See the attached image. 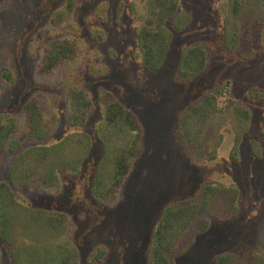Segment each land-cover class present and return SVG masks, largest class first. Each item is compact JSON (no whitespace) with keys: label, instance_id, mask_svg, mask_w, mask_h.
<instances>
[{"label":"rangeland","instance_id":"rangeland-1","mask_svg":"<svg viewBox=\"0 0 264 264\" xmlns=\"http://www.w3.org/2000/svg\"><path fill=\"white\" fill-rule=\"evenodd\" d=\"M67 1L0 0V112L18 116L14 137L22 140L15 152L1 147L0 181H9L23 149L78 133L75 144L85 132L92 140L88 156L79 171L60 170L59 189H42L35 179L12 186L22 203L68 215L77 264H149L154 227L165 206L192 198L206 181L217 187L216 194L192 221L173 264H264V13L234 20L230 0H178L165 23L171 33L166 58L159 69L149 70L139 49L147 0H75L63 21L53 20ZM54 36L76 38L79 52L52 74H41L44 43ZM194 44L206 50L207 64L184 80L182 56ZM6 65L14 76L10 83L1 77ZM67 78L88 89L93 100L81 127L69 122ZM103 89L135 113L143 132L141 155L112 205L91 193L105 154L94 133ZM206 92L214 93L220 106L239 103L249 118L244 123L230 112L223 123L208 125L203 154L196 149L193 161L178 136V120ZM32 98L40 102L44 120L53 123L47 137L28 136L22 108ZM213 148L215 157L206 159ZM100 246L107 254L93 262ZM1 264H10L5 254Z\"/></svg>","mask_w":264,"mask_h":264},{"label":"trees","instance_id":"trees-1","mask_svg":"<svg viewBox=\"0 0 264 264\" xmlns=\"http://www.w3.org/2000/svg\"><path fill=\"white\" fill-rule=\"evenodd\" d=\"M74 1L68 0L66 8L55 11L53 20L63 21L64 11L71 9ZM177 8L178 0H147L139 49L142 63L149 70L159 69L166 58L171 33L165 23ZM257 12L264 13V0H230V14L234 20ZM78 52L76 38L54 36L44 43L37 70L41 74H52L59 66L73 60ZM206 64V50L200 44L189 46L182 56V79H193L205 69ZM1 77L7 83L13 81L9 66L2 68ZM64 84L69 122L81 127L93 108L91 94L81 84L70 82L69 78L64 80ZM99 100L102 118L96 124L94 133L104 147L105 154L95 169L91 193L100 203L112 205L116 200L113 197L118 198V191L130 174L135 160L141 155L143 132L135 113L112 92L103 89ZM22 111L27 119L29 137L51 135L53 123L44 120L41 104L36 98L25 102ZM230 112L244 123L249 118L247 108L233 100L220 106L212 92H206L185 108L178 120V136L186 145L191 160H196L192 152L196 149L201 152L203 149L207 126L215 121L223 123ZM18 127L17 115L0 112V149L3 146H8L11 152L19 149L22 140L14 137ZM77 134L71 133L56 142L23 149L9 169V181H0V264L4 254L10 264H77L78 250L68 235V215L57 210L28 206L19 201L12 190V186L19 183L27 185L30 179H35L42 189H59L60 170L79 171L91 147V137L85 132L79 133L83 137H79L74 144L73 137ZM215 151L213 148L206 159H213ZM216 191L217 187L206 181L192 198L165 206L154 227L149 246V264H173L172 257L182 244L192 221L206 209ZM106 254L107 248L100 246L92 254V261H100Z\"/></svg>","mask_w":264,"mask_h":264}]
</instances>
